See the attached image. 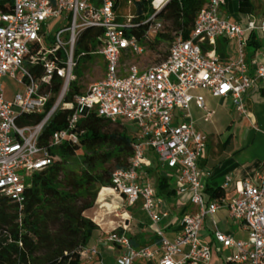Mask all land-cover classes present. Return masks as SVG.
I'll return each instance as SVG.
<instances>
[{
	"label": "built area",
	"instance_id": "built-area-1",
	"mask_svg": "<svg viewBox=\"0 0 264 264\" xmlns=\"http://www.w3.org/2000/svg\"><path fill=\"white\" fill-rule=\"evenodd\" d=\"M172 1L126 0L133 15L120 18L121 0H11L9 10L5 9L7 0H0V81L8 77L24 89L23 94L7 101L0 86V198L21 206L26 181L58 160L49 151L78 144L83 134L80 123L94 112L101 119L128 123L135 129L133 155L125 169L113 173L111 188L130 206L142 201V210L160 241L158 264H208L211 247L200 241L199 234L204 219L214 215L218 206L206 201L205 181L198 166L206 142L190 123L175 124L174 112L187 111L194 103L209 121L213 113L204 98L192 94L206 91L230 100L241 116L247 115L248 92L257 84L264 89V61L249 73L245 39L259 33L264 40V13L243 27L225 18V0H208L197 13L187 40L180 32L174 33L164 61L147 69L127 65V57L143 56L147 53L145 44L154 43L163 33L161 15ZM136 3L146 4L141 25L134 22ZM55 22L58 31L45 47L44 27L51 29ZM139 27H145L140 39L127 35ZM88 30L99 32L90 56L102 59L104 76L86 92L69 99L73 84L78 82L73 75L79 61L75 49ZM222 39L237 42L235 59L219 57L216 47ZM60 111L70 112L67 127L52 133L41 145L45 127ZM25 115H41L42 120L35 126H19L17 120ZM150 155L173 172L178 194L188 195L190 204L198 209L182 218V231L173 241L158 228L168 214L157 212L156 193L143 183L151 167ZM227 206L230 217L247 231L248 239L237 241L217 232L215 241L231 251V264H264V172L257 181L238 183L236 197ZM107 242L123 249L118 264L154 256L148 249H133L124 234L110 233ZM80 254L82 259H90L97 249H83Z\"/></svg>",
	"mask_w": 264,
	"mask_h": 264
},
{
	"label": "trees",
	"instance_id": "trees-1",
	"mask_svg": "<svg viewBox=\"0 0 264 264\" xmlns=\"http://www.w3.org/2000/svg\"><path fill=\"white\" fill-rule=\"evenodd\" d=\"M207 2L174 0L161 15L162 19L187 40L197 13ZM7 3L5 9L9 10L11 0ZM144 11L146 4L136 3V24H142ZM252 11L254 8L248 1L239 2L240 13ZM144 32L145 27H139L129 30L127 35L140 39ZM97 33L92 30L84 32L75 49L77 57L90 58L96 48ZM255 39L254 34L246 36L248 53L260 47ZM161 41L171 43L172 37L168 34L157 36L155 43ZM217 45V52L222 56V48L219 43ZM133 58L129 56L127 61ZM99 64L103 70V64ZM58 90L57 86L54 92L58 93ZM81 90L80 81L73 84L69 99L82 94ZM69 115L68 111H60L53 116L42 133L41 145L46 144L52 133L67 127ZM41 120V115H25L17 120V124L35 126ZM79 127L83 130L79 143L50 150L58 160L27 180L21 206L0 198V264H82L80 253L98 230L85 213L93 209L100 189L112 187L113 173L128 166L133 155L134 138L128 136L122 124L101 119L94 112L89 113ZM167 181L165 177L160 178L161 189L167 187ZM206 193L213 198L222 196L219 189H207Z\"/></svg>",
	"mask_w": 264,
	"mask_h": 264
},
{
	"label": "crops",
	"instance_id": "crops-1",
	"mask_svg": "<svg viewBox=\"0 0 264 264\" xmlns=\"http://www.w3.org/2000/svg\"><path fill=\"white\" fill-rule=\"evenodd\" d=\"M240 1L243 0H225L223 10L225 18L230 22L239 23L245 27L248 21L257 19L264 13V4L262 2L259 12L254 8V11L249 14L240 13ZM254 35L260 47L251 53H248L246 47H244L245 61L250 74H253L257 65L264 61V40H262L259 33H254ZM218 43L220 44L219 47L222 48L223 55L220 56L217 53L222 60L228 61L237 57L239 49L236 41L222 39L218 40ZM217 48L218 45L216 51ZM102 64L104 67L103 61ZM104 71L105 68L102 70L103 76ZM261 88L262 86L257 84L248 92L245 99L246 116H241L228 99L215 98L206 91H195L192 94L204 98L206 107L213 113V116L206 122L204 120L205 114L192 103L187 111L176 110L174 112V123L178 125L187 122L196 130L198 122L210 123L216 115L215 111L209 107L212 100L220 101L223 107L229 106L230 111L240 119L252 120V112L257 108H264V94H262ZM191 106L201 113V117L196 121L193 120L189 113ZM132 132L133 137L135 133L134 128ZM200 133L204 136L206 142L204 158L198 163L205 181L206 188L204 195L207 202L215 203L218 208L214 215L204 219L199 238L203 244L211 247L212 256L208 264H231L228 261L231 251L219 245L215 241L214 234L218 232L230 236L237 241H247V231L241 223L230 217L227 205L236 197V185L238 183L246 180L257 181L259 175L264 172V161L256 160L251 164L240 165L236 162V156L242 149L239 148L238 144L234 145L232 136L223 141L220 139L221 136L209 139V136L202 132ZM238 133L236 131V135ZM149 157L151 167L147 169V177L143 180V183L149 185L156 193L157 212L168 214V217L161 221L158 228L162 230L164 237L168 241H173L182 231V218L187 215L196 214L198 209L190 204L188 195L178 194L176 176L173 172L158 164L153 155ZM164 177L168 179V185L165 189H161L160 178ZM104 189L110 190L111 193H105L102 202L98 203L99 194ZM207 189H219L222 192V196L213 198L211 194L206 193ZM85 217L98 227V230L94 233L86 247L87 250L96 248L97 254L93 255L90 259H82V264H118V258L123 253V249L107 242L110 233L124 234L133 249H148L154 255L150 260L136 259L132 264L159 263L161 256L160 241L155 235L156 228L151 223L148 215L142 210V201H138L135 205L130 206L125 198L114 189L102 188L98 193L93 209L86 212ZM177 260H180V257Z\"/></svg>",
	"mask_w": 264,
	"mask_h": 264
},
{
	"label": "rangeland",
	"instance_id": "rangeland-1",
	"mask_svg": "<svg viewBox=\"0 0 264 264\" xmlns=\"http://www.w3.org/2000/svg\"><path fill=\"white\" fill-rule=\"evenodd\" d=\"M253 8L259 12L261 6V0H248ZM133 15V7L127 5L126 0H121V4L118 10V16L120 18H128ZM51 29H46L44 27L45 40L43 45L46 47L50 46V40L52 36L58 31V28H54L57 24L51 23ZM161 35L168 34L173 38L175 30L171 27L169 23L164 22V29ZM68 37V35H65ZM147 53L141 57H134L126 61L127 65H135L139 69H147L153 64H157L168 54L170 43L161 41L159 43H146ZM155 51V52H154ZM98 61L102 63L100 57L90 56L89 59L79 58L78 67L73 71V75L78 81L81 82L82 90L81 92H86V90L93 84L99 82L103 78L102 67ZM0 86L4 92L5 99L7 101H13L16 94H23V87L17 85V83L8 77L3 78L0 81ZM209 107L213 109L216 113L213 120L210 123H197V130L211 137H220L221 140L225 141L229 136H232V141L234 145L238 144L239 148L242 149L240 153L236 156V162L240 165L251 164L256 160L264 161V108H257L252 112L253 118L251 119H240L235 114L230 111V107L221 106V102L218 100H212ZM193 120H198L201 117V113L197 111L193 106L190 107L189 111ZM257 119L255 121L254 119ZM127 129L129 137H132L133 128L128 123L123 125ZM236 131L239 132L236 135ZM235 134V135H234ZM210 152V151H209ZM81 153H78L80 156ZM27 183V181H26ZM105 193H111L110 190L104 189L99 194L98 203L102 202V198Z\"/></svg>",
	"mask_w": 264,
	"mask_h": 264
}]
</instances>
